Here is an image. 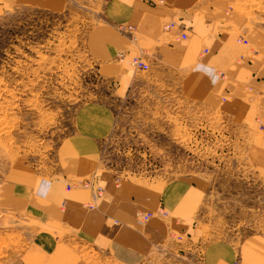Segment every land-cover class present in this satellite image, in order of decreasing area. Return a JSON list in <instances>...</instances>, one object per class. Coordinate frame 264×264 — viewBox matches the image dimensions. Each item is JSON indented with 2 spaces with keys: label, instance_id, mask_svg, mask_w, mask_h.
Instances as JSON below:
<instances>
[{
  "label": "rangeland",
  "instance_id": "obj_1",
  "mask_svg": "<svg viewBox=\"0 0 264 264\" xmlns=\"http://www.w3.org/2000/svg\"><path fill=\"white\" fill-rule=\"evenodd\" d=\"M194 1L229 16L246 36L264 37V0ZM101 4L77 0L63 11L19 6L1 14L0 171L13 161L44 174L53 170L77 108L99 99L114 115L112 129L99 143V169L110 171L116 182L157 185L178 175L198 176L205 189L194 234L231 241L264 235V174L246 151L249 135L264 133L233 124L217 107L187 101L172 72L161 66L134 68L128 91L118 97L98 74L86 43L102 16ZM247 41L243 44L251 47ZM27 229L24 216L0 213V264H122L73 230L62 232L56 249L40 256L28 247ZM191 240L173 230L135 264L192 261Z\"/></svg>",
  "mask_w": 264,
  "mask_h": 264
},
{
  "label": "crops",
  "instance_id": "obj_2",
  "mask_svg": "<svg viewBox=\"0 0 264 264\" xmlns=\"http://www.w3.org/2000/svg\"><path fill=\"white\" fill-rule=\"evenodd\" d=\"M76 2L0 0V16L19 6L63 11ZM195 2L102 0V16L86 37L98 74L109 80L118 97L126 94L136 72L131 58L140 52L149 67L172 72L184 99L217 107L233 124L251 132L256 117L264 120V37L246 36L229 16L224 18L214 6L202 8ZM167 21L176 26L164 29ZM126 24L134 29L122 27ZM180 31L186 37L175 39ZM238 32L249 39L252 49L237 41ZM204 47L207 51L201 53ZM119 50H124L120 60L115 58ZM113 119L106 102H84L74 114L72 130L57 148L53 170L44 174L13 161L0 171V213L27 219L28 247L33 252L47 256L56 249L59 235L73 230L122 264H135L174 230L192 239L193 259L183 264H233L235 260L264 264V235L249 233L231 241L204 240L193 233L205 189L198 176L178 175L157 185L127 179L116 182L110 171L99 169V143L112 129ZM246 147L255 169L264 174V135L251 133ZM86 180L102 188L94 199L87 187L65 189L67 183ZM158 207L168 213L166 217L155 213ZM139 209L154 215L138 225L135 212Z\"/></svg>",
  "mask_w": 264,
  "mask_h": 264
},
{
  "label": "built area",
  "instance_id": "obj_3",
  "mask_svg": "<svg viewBox=\"0 0 264 264\" xmlns=\"http://www.w3.org/2000/svg\"><path fill=\"white\" fill-rule=\"evenodd\" d=\"M160 2L163 1V0H159ZM173 26H176L175 23L173 21H167L165 22V24H163V28H171ZM122 27H126L129 31H132L134 29V26L132 25H129V24H126V25H123ZM186 37V34L183 32V31H180V33L175 36V39H181V38H185ZM236 39L238 42L240 43H247V38H245L244 36H242L241 34H238L236 36ZM207 51V48H203L201 50V53H204ZM116 57L118 59H121L123 57V52L122 51H119L117 52L116 54ZM131 64L134 68H138V69H143L147 66V63L144 61L143 57H141V55L139 53L137 54H134V56H132L131 58ZM255 124H256V129L262 133H264V120L262 119V117H256L255 119ZM78 185H81V186H84V187H87L90 189V192L92 194V199H94V197H96L97 195H99L102 191V188L101 186H99L97 183H94L93 181L91 180H86L84 182H76V184H70V183H67L66 186H65V189L68 190L72 187H76ZM136 220L137 222H144L146 221L148 218H150L154 212H150V211H143V210H137L136 212ZM155 213L161 215V216H166L167 212H165L164 209H162L161 207H158L155 211ZM233 264H239V261L238 260H235Z\"/></svg>",
  "mask_w": 264,
  "mask_h": 264
}]
</instances>
